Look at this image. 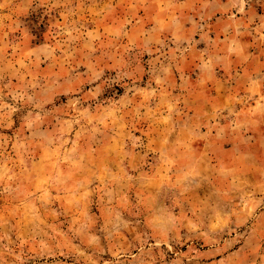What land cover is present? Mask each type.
Returning <instances> with one entry per match:
<instances>
[{"label":"rangeland","instance_id":"1","mask_svg":"<svg viewBox=\"0 0 264 264\" xmlns=\"http://www.w3.org/2000/svg\"><path fill=\"white\" fill-rule=\"evenodd\" d=\"M248 40L264 0H0V264H264V158L222 162Z\"/></svg>","mask_w":264,"mask_h":264},{"label":"crops","instance_id":"2","mask_svg":"<svg viewBox=\"0 0 264 264\" xmlns=\"http://www.w3.org/2000/svg\"><path fill=\"white\" fill-rule=\"evenodd\" d=\"M249 41L250 48H245L244 53L264 55L263 47ZM226 54L225 42V46L222 44V162L226 172L235 176L242 173L238 161L244 155H249L257 164L264 158V150H260L264 143V57L243 59L235 54L228 59ZM244 139L254 142L252 148L239 147ZM200 257L208 260L214 257L203 264H250L247 254H242L240 249Z\"/></svg>","mask_w":264,"mask_h":264}]
</instances>
